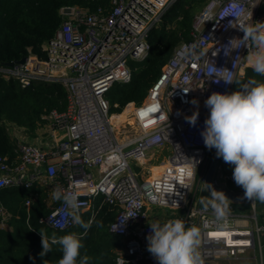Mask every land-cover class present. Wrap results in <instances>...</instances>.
<instances>
[{
  "label": "built area",
  "instance_id": "2783aa9c",
  "mask_svg": "<svg viewBox=\"0 0 264 264\" xmlns=\"http://www.w3.org/2000/svg\"><path fill=\"white\" fill-rule=\"evenodd\" d=\"M174 1L110 0V8L95 11L63 5L58 10L60 25L42 44L45 57L29 52L22 63H0L3 79H15L22 87L36 81L59 82L66 92L62 111L42 115L61 135L47 147L14 136V158L0 156V188L38 186L50 195L57 187L73 190L81 216L100 197L101 203L116 210L107 224L108 231L121 238L115 264H158L147 251L150 224L173 219L200 229L197 250L203 264H221L255 247L258 264H264L260 237L264 225L257 222L254 210L236 212L229 202L226 216L218 217L211 206L213 198L196 197L194 189L196 174L200 169L197 183H202L214 149L206 148L201 136L209 115L204 101L213 92H233V83L223 79L216 83L217 77L231 75L235 80L243 75L254 49L243 40L242 27L264 22L259 11L262 0H206L192 18L189 39L174 46L144 98L124 106L129 130L119 135V127L110 122L116 113L109 112L106 93L114 83L130 80V62L145 58L150 30L162 22ZM197 110L192 126L185 117ZM164 149L171 154L156 164L159 170L152 176L150 162ZM185 169L193 172L191 178L183 175ZM220 179L213 178L216 186L243 191L226 187L225 180L234 181L232 174ZM36 196L25 201L27 209ZM46 204L49 211L40 221L47 227L76 226L63 202ZM5 220L3 215L2 226Z\"/></svg>",
  "mask_w": 264,
  "mask_h": 264
},
{
  "label": "trees",
  "instance_id": "16d2710c",
  "mask_svg": "<svg viewBox=\"0 0 264 264\" xmlns=\"http://www.w3.org/2000/svg\"><path fill=\"white\" fill-rule=\"evenodd\" d=\"M205 1L175 0L164 12L162 24L150 30L147 55L140 61L130 62V80L114 83L106 93L109 112L119 113L110 117L117 126L126 116L127 110L121 112L124 106L128 102L139 103L144 98L174 46L189 39L194 12ZM63 5H78L95 11L99 7L110 8V0H0V63L18 60L29 52L45 57L42 44L60 25L58 10ZM251 79L264 82V76L256 75L250 66H246L243 76L235 78L237 84L233 83V92ZM65 95V89L59 82L36 81L22 87L15 79L0 77V156H15V141L7 132V125L22 127L33 136L36 128L46 122L43 114L65 108ZM152 168L159 170L158 165ZM34 194L37 196L27 209L24 203ZM206 195L213 198L208 192ZM0 209L6 216L7 225L6 228L1 225L3 215L0 213V264H44V261L57 264L62 256L59 246H54L45 257L39 256L42 251L39 231L49 237L53 233L62 236L75 232L84 245L80 250L81 257L87 256L88 264H115V250L121 245V238L111 234L107 224L116 210L107 203H101L100 197H96L92 209L81 216L89 225L87 229L76 225L66 230H54L41 222L49 207L44 189L38 186L0 188Z\"/></svg>",
  "mask_w": 264,
  "mask_h": 264
},
{
  "label": "clouds",
  "instance_id": "9594fccd",
  "mask_svg": "<svg viewBox=\"0 0 264 264\" xmlns=\"http://www.w3.org/2000/svg\"><path fill=\"white\" fill-rule=\"evenodd\" d=\"M242 29L243 40L254 49L247 57L248 64L256 75L264 76V22H252ZM220 79L227 84H237L231 75L217 77L215 82L219 83ZM184 91L187 93L189 90ZM198 103L197 100L192 101L194 105ZM204 104L209 110L201 131L205 147L209 150L214 148L217 158H222L225 163L233 166V180L243 189L244 198L264 203V82L251 79L230 94L213 92ZM198 116L197 110L185 119L195 126ZM183 175L191 178L193 172L185 169ZM52 196L63 202L74 225L85 229L89 227L80 215L75 191L57 187ZM212 196L211 206L215 214L225 217L230 200L222 191L215 189H212ZM150 228L151 232L146 237L147 251L158 264H203L197 250L200 245L198 227H186L183 220L173 219L163 224L154 220ZM39 234L41 258L52 252L54 246H59L62 256L57 264H88L87 256L81 257L80 250L84 245L77 233L62 236L53 233L51 237L42 231Z\"/></svg>",
  "mask_w": 264,
  "mask_h": 264
},
{
  "label": "rangeland",
  "instance_id": "374dc122",
  "mask_svg": "<svg viewBox=\"0 0 264 264\" xmlns=\"http://www.w3.org/2000/svg\"><path fill=\"white\" fill-rule=\"evenodd\" d=\"M199 9H196L194 13H196ZM259 11L262 13L264 12V1L261 2ZM116 114H119V113H116ZM124 119H123L124 122L120 123L119 130L117 131L119 135H123L131 127L130 125L127 124V122H125ZM17 131H18L17 127L7 125V132L11 136H13ZM20 133H22V132H20ZM24 133L26 135H28V133L25 129H24ZM213 151H214V149L211 152V156L213 154ZM170 154H171V151L169 149H164L159 154L155 155V157L151 160L150 165H156V164L160 163L161 161L166 159ZM211 156L209 158V161L211 159ZM130 164H131L132 169L134 171L140 172L141 168L138 165H135L132 161H130ZM207 166H208V164H207ZM207 166H206V168H207ZM206 168H205L204 174L206 172ZM232 168H233V166L225 163L223 161V159L220 158L217 170H216L215 175H214V178H216V179H218V181L222 182L223 180L220 179V177L224 174H232ZM149 174H150V171L146 172V175H149ZM153 175H155V174H153ZM199 175H200V169L198 170L196 177H195L196 180H195V184H194V189L196 187V190H195V196L196 197L201 195V194H203V195L207 194V192L204 193V191H203L204 190L203 182L201 183V181H200L199 183H197ZM225 185H226V187H230V188H233L235 190L242 189L241 187L237 186L234 181H231V180H225ZM53 201L54 202L56 201L53 199V196L46 193V202L52 204V203H54ZM231 205L236 212L250 213L254 210L257 222H260L264 225V203H261L259 201H255L254 205L252 206L251 202L249 200H245V201H239V202H231ZM260 217H261V220H260ZM3 226L6 228V226H7L6 220H5V224ZM260 237L263 240L264 232H262L260 234ZM258 252L259 251H258L257 247L249 248L244 253L238 254V258L222 261L221 264H258V259H259L258 258V255H259ZM263 254H264V251H263Z\"/></svg>",
  "mask_w": 264,
  "mask_h": 264
},
{
  "label": "water",
  "instance_id": "95a60500",
  "mask_svg": "<svg viewBox=\"0 0 264 264\" xmlns=\"http://www.w3.org/2000/svg\"><path fill=\"white\" fill-rule=\"evenodd\" d=\"M162 22L159 23L161 25ZM25 57H21L18 60H12L9 62H5V65H12L14 63H22L24 61ZM220 158L216 157V150L214 149L213 154L211 156V159L208 163V166L206 168V172L204 174L203 178V186L205 190L212 196V189H215L216 191H222L226 197L230 200V202H239V201H245L247 200L244 198V192L243 191H228L224 188H221L219 186H216L213 182V178L215 175V172L218 167ZM254 204L255 201H250Z\"/></svg>",
  "mask_w": 264,
  "mask_h": 264
},
{
  "label": "crops",
  "instance_id": "0c3cea01",
  "mask_svg": "<svg viewBox=\"0 0 264 264\" xmlns=\"http://www.w3.org/2000/svg\"><path fill=\"white\" fill-rule=\"evenodd\" d=\"M264 0H262L263 2ZM260 8V7H259ZM264 14V12H263ZM246 66H249V64H246L243 68H242V73H244V68ZM243 76V75H242ZM11 126H15L17 127V131L14 136H19L20 138L24 139V140H28L31 142H36L37 144H40L43 147H47L53 143L56 142V139L61 135V133L58 130L52 129L50 127V125L47 122L42 123L40 126H38L35 130V133L33 136H29L26 135L24 133V128L22 127H18L17 125H11ZM22 132V133H20Z\"/></svg>",
  "mask_w": 264,
  "mask_h": 264
},
{
  "label": "bare ground",
  "instance_id": "6f19581e",
  "mask_svg": "<svg viewBox=\"0 0 264 264\" xmlns=\"http://www.w3.org/2000/svg\"><path fill=\"white\" fill-rule=\"evenodd\" d=\"M247 64H248V62H247ZM110 122L113 123V125H114L115 127H119V126L116 125L115 121H113L111 118H110ZM151 169H152V175L157 173V171H156L154 168H151ZM223 233H224L225 235H227V232H223Z\"/></svg>",
  "mask_w": 264,
  "mask_h": 264
},
{
  "label": "snow or ice",
  "instance_id": "6c2138e0",
  "mask_svg": "<svg viewBox=\"0 0 264 264\" xmlns=\"http://www.w3.org/2000/svg\"><path fill=\"white\" fill-rule=\"evenodd\" d=\"M215 235V234H214Z\"/></svg>",
  "mask_w": 264,
  "mask_h": 264
}]
</instances>
